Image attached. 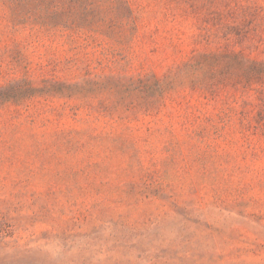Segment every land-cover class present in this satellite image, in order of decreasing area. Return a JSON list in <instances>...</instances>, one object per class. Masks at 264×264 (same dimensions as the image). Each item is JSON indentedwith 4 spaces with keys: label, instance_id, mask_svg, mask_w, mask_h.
<instances>
[{
    "label": "rangeland",
    "instance_id": "rangeland-1",
    "mask_svg": "<svg viewBox=\"0 0 264 264\" xmlns=\"http://www.w3.org/2000/svg\"><path fill=\"white\" fill-rule=\"evenodd\" d=\"M0 264H264V0H0Z\"/></svg>",
    "mask_w": 264,
    "mask_h": 264
}]
</instances>
